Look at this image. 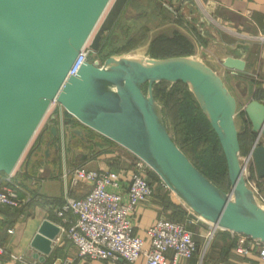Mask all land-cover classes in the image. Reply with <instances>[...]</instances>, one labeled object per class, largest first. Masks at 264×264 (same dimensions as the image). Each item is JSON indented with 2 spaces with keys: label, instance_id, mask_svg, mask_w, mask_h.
<instances>
[{
  "label": "water",
  "instance_id": "water-1",
  "mask_svg": "<svg viewBox=\"0 0 264 264\" xmlns=\"http://www.w3.org/2000/svg\"><path fill=\"white\" fill-rule=\"evenodd\" d=\"M0 0V173H11L51 103L145 161L193 212L224 230L264 241V207L248 186L241 162L237 103L224 79L199 55L153 57L113 53L68 72L91 40L99 53L129 0ZM222 59L244 71L240 53ZM160 81L189 85L222 148L231 188L216 185L178 147L155 97ZM146 87V90H145ZM255 142L253 167L264 179V103L244 108ZM80 133V131H79ZM59 227L44 219L31 245L46 260Z\"/></svg>",
  "mask_w": 264,
  "mask_h": 264
},
{
  "label": "crops",
  "instance_id": "crops-1",
  "mask_svg": "<svg viewBox=\"0 0 264 264\" xmlns=\"http://www.w3.org/2000/svg\"><path fill=\"white\" fill-rule=\"evenodd\" d=\"M168 1L173 9L166 4ZM147 2L149 9L145 8V4H138L136 10L130 4L125 7L113 31L115 37L123 29V22L125 25L129 21L137 23L143 20L145 23L154 16L159 22L156 27L159 29L157 36L164 34L168 37H184L188 42L186 47L189 48L186 55H202L203 60L214 68L219 66L223 58L236 56L235 52L240 53L241 58L246 61L245 70H234V74L231 69L223 67V79L237 105H241L242 131L238 125L237 127L239 134L243 133L241 155H247L254 145L255 133L244 108L253 99L264 103V40L260 38L264 37V0H189L190 5L186 10L191 11L190 14L181 12L183 7L179 0ZM133 11H137L136 16L131 15ZM168 11L173 13L168 16ZM207 13L216 21H212ZM149 55L152 56L150 53ZM44 128L29 157L23 161L22 156L12 171L13 181L20 186V197L26 199V203L17 208L16 214L14 209L8 207L0 210V247H19L17 250L20 253L25 247H32V239L44 219L60 222L54 213V207L60 206L66 197L79 198L89 191L90 184L84 182L73 186L71 177H65L68 170L74 167L113 170L121 173L124 181H128L133 168L128 161L130 151L83 125L60 107L50 115ZM40 154L42 157L39 158ZM152 174L156 175L151 172L150 176ZM3 175L6 173L1 174ZM251 175L257 179L264 192V179L257 176L254 167ZM174 196L177 197L171 190L157 187L154 197L141 204L133 217L135 232L144 236L145 228L156 221L164 209L171 212L173 219L174 209L167 205L171 202L180 209L183 218L180 222L186 223L194 231L198 243L196 255L182 260L180 264L260 263L255 250L248 254L236 250L243 240L237 232L221 229L208 242L204 237L206 224L191 223L189 208L180 199H174ZM11 227L14 229L13 233L8 232ZM53 247L52 254L48 255L52 258L50 262L66 255L77 256L75 246L66 239H61ZM2 261L7 262L0 257V262ZM135 264H145V258L141 257Z\"/></svg>",
  "mask_w": 264,
  "mask_h": 264
},
{
  "label": "built area",
  "instance_id": "built-area-1",
  "mask_svg": "<svg viewBox=\"0 0 264 264\" xmlns=\"http://www.w3.org/2000/svg\"><path fill=\"white\" fill-rule=\"evenodd\" d=\"M202 8L205 11V8ZM207 15L212 21H216L208 13ZM260 38L264 40L263 36ZM91 53V42H87L73 62L68 76L76 75L81 66L89 60ZM223 67L222 62L215 67L222 78L225 76ZM231 72L235 73L234 70ZM128 157V161L133 165L128 181H124L122 174L113 170L74 167L65 173V177H71L73 186L84 182L90 184V189L82 197H66L60 206L53 208L55 215L60 219V222H54L59 227V233L53 240V246L61 239H66L75 246L77 256L66 255L55 259L52 264H76L77 260L83 259L104 261L107 264H135L141 257L145 258V264H180L182 260L196 255L198 243L194 231L186 223L172 219L169 210L161 211L156 221L145 228L144 236L135 232L133 217L138 207L154 197L157 187H169L160 178L159 181L152 179V169L141 158L133 153ZM241 162L248 186L264 207V196L260 193L259 182L251 175L252 152L241 156ZM20 190V186L13 181L12 172L0 175V210L4 207L17 209L23 206L26 199L20 197ZM188 217L191 223L206 224L204 237L208 242L221 230L199 216L193 217L190 209ZM8 232L13 233L14 229L11 227ZM238 235L242 236L243 240L236 250L243 254L255 250L260 259L258 264H264V241L240 233ZM3 250L0 248V254ZM12 257L23 264H44L33 257Z\"/></svg>",
  "mask_w": 264,
  "mask_h": 264
},
{
  "label": "rangeland",
  "instance_id": "rangeland-1",
  "mask_svg": "<svg viewBox=\"0 0 264 264\" xmlns=\"http://www.w3.org/2000/svg\"><path fill=\"white\" fill-rule=\"evenodd\" d=\"M189 0H179V3L183 7L181 9V12H187L189 7ZM114 0H112L111 4L109 5L107 11L103 15L101 21L99 22L93 36L96 34L98 28L100 27L102 21L104 20L108 10L110 9L112 3ZM169 2V1H168ZM147 0H140L139 4H145V8L149 9ZM171 9H173L169 3H166ZM138 7V5H137ZM135 7V10L138 9ZM187 9V10H186ZM137 11L131 12V15L136 16ZM169 15H171L173 12L168 11ZM182 12V13H183ZM191 12V11H190ZM188 11L187 13L190 14ZM186 13V14H187ZM154 14V13H153ZM186 14H183L185 16ZM149 19V17L147 18ZM146 19V20H147ZM143 21V20H142ZM137 22L133 23L129 21L125 25V22H123L124 27L123 29L118 32V36H116V43L114 46L106 48L102 50L100 53H91L89 60H99L102 64L104 60L112 54L113 51H117L121 54H131L136 55L138 54H145L146 56L149 55L151 44L154 41V39L157 37V34L159 32V29H156L159 22L155 20L154 16L151 20H147L145 23L147 24L149 31L147 33H144L140 29L145 25L144 22ZM188 30L187 28H185ZM125 30H132L130 32L129 38H125ZM166 31V30H165ZM153 38V39H151ZM126 39V40H125ZM151 39V41H149ZM92 40V39H91ZM200 48V46H198ZM197 48V49H198ZM149 52V53H148ZM208 53V52H206ZM140 54V55H141ZM151 54V53H150ZM193 55V54H192ZM207 56V55H206ZM154 57V56H153ZM163 58V57H161ZM201 60L204 59L202 55H200ZM208 63V62H207ZM209 64V63H208ZM172 85L168 86V90L172 88ZM187 87L190 89L189 85L186 84ZM179 102L182 103V109L177 113H164V106L165 102L163 101V97H159L157 100L158 102L163 106V117L165 125L172 136L175 143L178 145V147L186 154L188 155L196 164L206 172V176L211 179L214 182L220 183L221 180L218 176L219 171L225 168V158L223 155V152L220 150V146L218 145V142L214 139V135L212 131L207 127L206 122L204 118L201 116L199 111H196L194 106L187 101L184 92L179 93L178 95ZM240 105V104H239ZM239 105H237V115H236V123L242 131V115L241 110L239 108ZM241 106V105H240ZM59 107L58 104H54L51 107V110L47 113L45 119L43 120L40 128L37 130L35 136L33 137L32 141L30 142L29 146L27 147L24 155H23V161L26 159V157H29L31 154L35 143L38 139V137L41 135V133L44 131V127L47 125V122L50 120V115L55 111V109ZM196 129H199L200 132H196ZM243 136V133H242ZM42 157V154L39 155V158ZM154 173V172H152ZM231 188V186H230ZM260 193L264 196V192L261 190ZM175 197V196H174ZM174 199H179L178 197H175ZM12 210V209H11ZM13 212L16 214L18 213V209H14ZM3 251L2 254H0L1 258L7 261V264H23L21 261L14 260L12 256H21L25 259H31L34 256L32 255L36 250L33 247H25V250L23 252H18L17 249L19 247H0ZM52 254V253H51ZM38 259V258H37ZM51 260L52 258L46 257V260L44 261V264H52V262H48L47 260ZM3 262V261H2ZM80 262V263H78ZM6 263V262H3ZM76 264H107L104 261H92L90 259H83L78 260ZM121 264H125L124 262Z\"/></svg>",
  "mask_w": 264,
  "mask_h": 264
},
{
  "label": "trees",
  "instance_id": "trees-1",
  "mask_svg": "<svg viewBox=\"0 0 264 264\" xmlns=\"http://www.w3.org/2000/svg\"><path fill=\"white\" fill-rule=\"evenodd\" d=\"M138 4H139V2L136 0L134 2V4H130V5H132L133 7H137ZM140 29H142L141 31H143L144 33H147L149 31V28H148L147 25H143V27H141ZM130 32H132V30H125V38L126 39L129 38ZM115 43H116V37L112 38V39H106L105 42L103 43V46H102L100 52L102 50L106 49V48L114 46ZM187 44H188V42L185 40L184 37H181V36L168 37V36H165L164 34H161V35L157 36L154 39V41L152 42L150 53L154 57H170V56L186 55L188 53L186 51H189V50H187L189 48L186 47ZM113 53H118V52L117 51L116 52L113 51L112 54ZM169 85H171V84L169 82H166V81H160L158 83H155V85H154V92H155L156 99H158L161 96V97H163V101L165 102L164 113L165 114H167V113H171V114L177 113V114H179V112L182 109L181 108L182 107V103L179 102L178 95H179V93L184 92L187 101L190 102L194 106L196 111H199L201 116L204 118L207 127L210 129V131H212V133L214 135V139L216 140V142H218V145L220 146V143H219V140H218V137H217L216 133L212 129L209 121L207 120L206 116L202 112V110L199 107L194 95L192 94L190 89L187 87L186 83H184L182 81H178V82H176L175 84L172 85V88L170 90H168V86ZM145 90H146V87H145ZM195 130H196V132H200L199 129L195 128ZM239 137H240V141H241L243 136L239 134ZM220 150H221V152H223L222 148H220ZM189 159L204 174L206 173L190 157H189ZM217 173H218V176H219L221 182L220 183L214 182V181L213 182L216 185H218L219 187H221L223 190L228 192L230 190L231 184H230V180H229V177H228L227 165L225 164V168L222 169L221 171L217 172ZM1 174L2 173H0V175ZM151 177H152V179L154 181H159L160 180L157 175L154 176L152 174ZM158 188L162 189V190L164 189L161 186H159ZM163 196L165 197V194H163ZM167 205L174 209L175 214H173L174 215L173 219H175L177 221H182L183 218L181 217L182 214L180 212V209H178V207L175 206L171 202H168ZM186 213L187 212H185V214ZM47 261L50 262V259L47 260Z\"/></svg>",
  "mask_w": 264,
  "mask_h": 264
},
{
  "label": "flooded vegetation",
  "instance_id": "flooded-vegetation-1",
  "mask_svg": "<svg viewBox=\"0 0 264 264\" xmlns=\"http://www.w3.org/2000/svg\"><path fill=\"white\" fill-rule=\"evenodd\" d=\"M136 0H129V2L127 3V5L128 4H134V2H135ZM125 10V9H124ZM124 12V11H123ZM123 14V13H122ZM122 16V15H121ZM118 23V22H117ZM116 23V24H117ZM116 24H115V26H116ZM115 26L112 28V30L108 33V36H107V39H112V38H115V34H113V31H114V29H115Z\"/></svg>",
  "mask_w": 264,
  "mask_h": 264
},
{
  "label": "bare ground",
  "instance_id": "bare-ground-1",
  "mask_svg": "<svg viewBox=\"0 0 264 264\" xmlns=\"http://www.w3.org/2000/svg\"><path fill=\"white\" fill-rule=\"evenodd\" d=\"M106 11H107V10H106ZM106 11H105V12H106ZM91 39H92V38H91ZM91 39H89L88 43L91 42ZM140 54H141V53H140ZM140 54H138V55H140ZM141 55H142V54H141ZM54 104H55V102L51 103V105L49 106L48 112H49V110H51V107H52ZM48 112H47V113H48ZM46 115H47V114H46ZM46 115H45V117H46ZM45 117H44V119H45ZM44 119H43V120H44ZM42 122H43V121H42ZM41 124H42V123H41ZM40 126H41V125H40ZM40 126H39V128H40ZM39 128H38V129H39Z\"/></svg>",
  "mask_w": 264,
  "mask_h": 264
}]
</instances>
